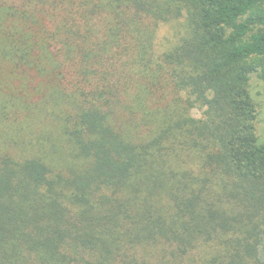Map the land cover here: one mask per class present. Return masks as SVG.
Here are the masks:
<instances>
[{
  "label": "trees",
  "instance_id": "obj_1",
  "mask_svg": "<svg viewBox=\"0 0 264 264\" xmlns=\"http://www.w3.org/2000/svg\"><path fill=\"white\" fill-rule=\"evenodd\" d=\"M0 264H264V0H0Z\"/></svg>",
  "mask_w": 264,
  "mask_h": 264
},
{
  "label": "rangeland",
  "instance_id": "obj_2",
  "mask_svg": "<svg viewBox=\"0 0 264 264\" xmlns=\"http://www.w3.org/2000/svg\"><path fill=\"white\" fill-rule=\"evenodd\" d=\"M178 21V20H177ZM184 28L178 23V22H171V23H160L155 34V41H156V51H159L160 49H163V46L171 42L173 39H176L178 34L183 32ZM258 86V82H257ZM260 87V83H259ZM204 109L202 108H195L193 109V114L196 117H202L203 116Z\"/></svg>",
  "mask_w": 264,
  "mask_h": 264
}]
</instances>
